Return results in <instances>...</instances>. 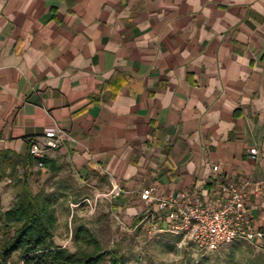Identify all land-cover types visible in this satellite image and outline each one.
<instances>
[{"label": "crops", "instance_id": "obj_1", "mask_svg": "<svg viewBox=\"0 0 264 264\" xmlns=\"http://www.w3.org/2000/svg\"><path fill=\"white\" fill-rule=\"evenodd\" d=\"M53 128L68 138L46 155L120 184L131 230L144 188L220 175L247 183L264 231V0H0V151Z\"/></svg>", "mask_w": 264, "mask_h": 264}, {"label": "rangeland", "instance_id": "obj_2", "mask_svg": "<svg viewBox=\"0 0 264 264\" xmlns=\"http://www.w3.org/2000/svg\"><path fill=\"white\" fill-rule=\"evenodd\" d=\"M8 173L12 175L2 180L11 181L0 182V206L2 196L10 201L23 187L22 167L10 168ZM30 182L34 191L54 194L59 216L55 239L59 245L74 248L72 236L77 220L88 225L106 247H119L131 264H264V250L247 240L205 250L190 240H182L179 235L151 232L147 220L138 222L131 230L112 206L115 182L108 175H81L67 161L61 160L56 171L34 166Z\"/></svg>", "mask_w": 264, "mask_h": 264}, {"label": "trees", "instance_id": "obj_3", "mask_svg": "<svg viewBox=\"0 0 264 264\" xmlns=\"http://www.w3.org/2000/svg\"><path fill=\"white\" fill-rule=\"evenodd\" d=\"M52 171L58 169L55 160L45 155L37 157L30 150L0 151V181L12 175L8 170L22 167L24 180L13 203L0 206V264H131L119 247L109 248L85 223L75 220L72 241L74 248L59 245L56 234L59 223L54 194L34 191L30 178L39 161ZM42 169V168H41ZM123 193V189L120 196ZM113 207L118 202L113 200Z\"/></svg>", "mask_w": 264, "mask_h": 264}, {"label": "built area", "instance_id": "obj_4", "mask_svg": "<svg viewBox=\"0 0 264 264\" xmlns=\"http://www.w3.org/2000/svg\"><path fill=\"white\" fill-rule=\"evenodd\" d=\"M66 138L68 134L64 129H50L41 142L32 143L30 152L44 157L47 150L61 147ZM249 155L257 161L260 147L252 146ZM38 166L46 169L41 160ZM219 169V165H214L216 173ZM246 184L217 175L211 187L200 190L156 196L154 186L144 188L141 198L154 200L156 204L145 211L142 221L150 223L153 233L167 231L205 250H216L237 240L256 243L264 250V231L254 225L253 214L247 206L249 193ZM262 187V181H258L253 192L259 194ZM113 191L119 195L122 187L117 183Z\"/></svg>", "mask_w": 264, "mask_h": 264}]
</instances>
